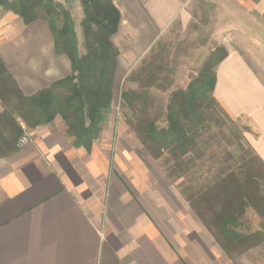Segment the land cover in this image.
I'll list each match as a JSON object with an SVG mask.
<instances>
[{"label":"crops","instance_id":"obj_1","mask_svg":"<svg viewBox=\"0 0 264 264\" xmlns=\"http://www.w3.org/2000/svg\"><path fill=\"white\" fill-rule=\"evenodd\" d=\"M59 1L80 7L78 0ZM204 1L212 8V39L227 53L216 69L213 96L229 112L252 116L260 131V141L252 145L264 162V82L251 66L238 61L242 57L230 44L242 43L244 51L252 52L256 43H264V0ZM192 3L113 0L120 13L111 38L118 51L113 99L121 78L137 82L138 76L130 82L129 75L143 56L160 50L158 42L171 24L187 23L190 6L205 16L206 8ZM71 16L82 53V12L79 18ZM260 46L264 52V44ZM0 58L25 95L71 71L67 56L55 52L43 19L25 25L1 8ZM107 114L89 150L73 145L56 116L29 129L30 141L0 158V264H233L219 247L205 245L196 219H191L196 226L184 225L186 217L177 215L158 189L148 197L141 194L145 183L140 156L124 147V136L116 141L109 177L103 141Z\"/></svg>","mask_w":264,"mask_h":264},{"label":"trees","instance_id":"obj_2","mask_svg":"<svg viewBox=\"0 0 264 264\" xmlns=\"http://www.w3.org/2000/svg\"><path fill=\"white\" fill-rule=\"evenodd\" d=\"M78 1L82 10V53L78 49L74 20L59 0H0V8L19 16L25 25L43 19L53 36L55 52L67 56L71 65L68 75L25 95L0 58V102L3 106L0 158L17 152L18 140L25 130L48 124L56 116L65 123L66 133L73 138L75 147L89 150L101 133L114 96L118 51L111 38L118 30L120 13L113 0ZM226 55L222 46L217 47L186 88L170 94L164 127L149 121L142 128V143L149 154L160 158L166 153L171 172L180 170L181 162L195 150L196 133L205 122L204 113L219 106L213 96L215 68ZM130 95L133 96L134 92L121 96L130 104ZM255 159L264 168L261 159L256 155ZM244 171L231 170L208 187L207 192L199 194L194 191L188 196L191 204L200 199L197 203L202 205L194 210L229 258L234 250L241 253L260 244L256 233L242 230L241 218L249 206L263 215L258 205L259 183L254 180L255 176H262ZM213 192L224 195L223 203L213 198ZM203 212H208V218Z\"/></svg>","mask_w":264,"mask_h":264},{"label":"rangeland","instance_id":"obj_3","mask_svg":"<svg viewBox=\"0 0 264 264\" xmlns=\"http://www.w3.org/2000/svg\"><path fill=\"white\" fill-rule=\"evenodd\" d=\"M195 2L206 8L205 16L190 6V18L187 23L181 21L172 23L158 42L163 45L160 50L148 52L139 61L137 68L131 72L128 81L138 76L137 82L127 83V78L124 76L118 83L116 95L107 112L106 136L103 139L108 152L109 177H112L115 167L112 163L116 141L122 140L120 136H124L123 141L126 143L124 147H132L140 156L142 163L140 175L145 183L142 187L145 191L141 194L148 197L153 194L154 189H158L171 203L173 211L183 218L186 217L184 225L188 228L196 226L191 220L196 219L199 226L203 227L205 245L210 244L214 249H218L219 245L215 242L212 233L194 210V207L202 205L197 203L200 199L191 204L188 196L194 191L199 194L207 192L208 187L213 186L231 170L234 172L247 170L251 174L261 175L263 178L255 176L254 180L259 183L258 205L263 215L249 206L241 218L242 230L256 233L260 244L241 253L234 250L231 258L220 247L218 251L233 264H264V168L255 159V155L258 157L259 155L252 142L260 141V131L251 119V115L242 111L229 112L217 102L219 106L210 108L204 113L205 122L196 133L195 150L185 157L181 162L180 170L175 172L170 171L171 162L166 153L160 158H153L142 143L141 132L144 124L153 121L158 127H164L170 94L175 90L186 88L187 84L197 76L207 57L217 47L222 46L212 39L213 19L210 2L193 0V3ZM64 6L74 18L80 17L82 12L80 7ZM230 44L242 57L238 61L243 60L251 66L264 82V56H262L264 52L259 48L264 43H256L257 49L252 52L244 51L242 43ZM253 53L257 56H250ZM130 85H134L135 88L133 90L128 88ZM130 91H133L134 95H130L129 104L121 95ZM24 132H28L29 142V131ZM249 159H252V162L249 163ZM123 176L127 177L125 173ZM213 193V198L223 203L224 195ZM203 213L208 218V212Z\"/></svg>","mask_w":264,"mask_h":264},{"label":"built area","instance_id":"obj_4","mask_svg":"<svg viewBox=\"0 0 264 264\" xmlns=\"http://www.w3.org/2000/svg\"><path fill=\"white\" fill-rule=\"evenodd\" d=\"M29 140L28 132H24L23 135L19 138L18 144L20 146L26 144Z\"/></svg>","mask_w":264,"mask_h":264}]
</instances>
